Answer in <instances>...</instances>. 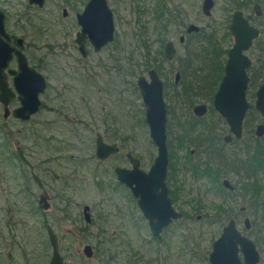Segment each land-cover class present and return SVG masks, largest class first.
I'll return each mask as SVG.
<instances>
[{
	"label": "rangeland",
	"instance_id": "374dc122",
	"mask_svg": "<svg viewBox=\"0 0 264 264\" xmlns=\"http://www.w3.org/2000/svg\"><path fill=\"white\" fill-rule=\"evenodd\" d=\"M12 1L13 6L11 10L9 9L12 16L11 29L19 37L26 38L24 50L31 65L48 78L52 87L50 100H55V93H69L70 98L77 97L76 89L86 88L81 86L86 84L78 80V74L85 72L83 66L86 64L88 67L94 64L97 66L95 71L91 72L93 78L90 82L93 85L124 84L129 88L125 103L118 106L113 95L100 96L97 88L94 93H89L93 101L95 130L87 129L81 132L82 138L76 136L75 130L84 127L78 123L74 115L61 116L49 111L46 119L39 116L34 118L30 127L11 119L7 124H3V108L0 105V127L4 125L8 132L9 129L12 130L15 136L12 144L18 154L27 155L26 150L31 147V138L27 131L34 129L39 133L40 123L45 124L48 157L39 159L36 155L31 159L36 166L42 164L44 171L48 170L47 185L44 184V188L35 186L34 190L37 200L43 194L49 198L51 208L48 211L42 210L41 216L58 236L66 263L164 264L162 261L158 263L157 259H167L169 256L166 264H210L208 257L213 244L221 236L228 222L235 219L239 230L257 245L261 254L260 264H264V191L256 197L250 186L259 178L261 189H264V172H260L257 178L252 173L253 166L243 167L239 164L240 157L238 164H233V157L242 154L247 147L253 149L256 139H259L264 147V137L256 136L257 126L264 124V119L255 109L256 92L260 86L257 70L253 73V82L251 80L247 92L251 109L244 122L243 138L240 141L235 139L237 145H225L223 139L230 134L229 126L213 109L214 95L224 76V66L228 59L227 55L220 56L218 50L220 46L230 50L234 45V38L229 34L232 15L236 11L231 4L232 0H215V8L210 18L205 17L202 12L203 0H167L166 13L169 15L166 17L170 19L165 21L156 19L157 8H160L157 6L159 5L157 0H110L111 6L118 13L117 44L123 45V61L126 60L127 64L124 71L126 82L123 81V84L118 74L104 72L99 66L101 61L111 67L114 65L112 59L108 58L110 51L84 61L72 48H61L66 46L69 40L57 35L62 32L61 28L71 32V25L58 26L55 23L51 26L41 23V19L48 16L46 12H49V9L54 10L60 0L51 3L45 13L30 9L28 0ZM261 5L264 9L263 1ZM244 12L246 15L252 13V6ZM172 21L177 24L169 27L168 24H172ZM190 24L203 28L209 36L214 37L211 47L207 42L202 46L211 49L202 53L201 57L199 55L202 47L198 42L202 37L187 34L186 27ZM254 24L262 29L264 17L255 19ZM40 29L42 33H46L43 41L38 34ZM181 36L186 38L183 44L179 41ZM168 41H173L177 48L175 60L172 62H168L165 56L160 54L164 52ZM263 42L264 40L260 39L248 53V56L257 58L258 63L259 61L261 63L258 76L264 75ZM50 43L53 44L52 49H44ZM46 59V63L50 65L47 69L44 62ZM65 61L71 64L66 67ZM148 62L149 68L146 66ZM16 67L14 62L12 68ZM151 69L157 70L165 82L168 146L181 159L180 166L189 164V161L175 150L177 147L175 137L179 134L176 116L182 115L181 120H184L186 118L183 116L194 115L193 109L196 105L206 104L209 112L202 118V124L208 126L199 131L203 135L211 136L210 131L215 130L221 135V143L225 150L220 148L216 150L212 141L208 142L207 146L204 141L212 136L209 138L199 136V133L195 130L191 132L187 127L192 141V145L188 146L189 150L196 151L194 162L201 164V161L205 160L202 166L209 172L216 173L214 179L217 176H227L235 187L234 195L229 197L217 190L218 185L214 181L206 178L195 179L193 175H188V180L189 176L194 178L197 191L190 200H172L174 209L182 213L184 218L174 221L164 231L165 243H156L148 221L143 217L137 203L131 199L129 191L120 186L114 172L116 167H132L125 159L127 153L138 158L141 161V168L146 172L157 157V149L151 141L150 130L145 122L146 107L139 89L132 88V85L137 86L140 77L145 76L149 79L148 72ZM177 72H181V81L175 85ZM64 75L67 78L63 80ZM63 81L77 87L72 86V89H68L66 85H62ZM186 88L188 89L185 90V96L178 94ZM55 103L57 102L48 105L53 108L52 104ZM205 130L206 132H203ZM18 131L22 133V139ZM96 132L102 133L106 142L117 143L121 148L120 155L99 162L95 155ZM3 141L0 132L2 148L5 147ZM78 147L83 149V156H80L81 149L76 151ZM91 155L95 160L92 161ZM60 156L63 159L56 160L60 159ZM75 157L83 161L89 160V163L86 165L76 163ZM0 167V264H48L52 255L49 237L45 227H40V219L33 217V207L24 197V170L20 173L13 166V172L12 166L9 167L8 164H1ZM34 171L33 177L39 183V175ZM171 171L169 169L168 173ZM55 172L62 174L63 178L71 176L77 183L62 185L61 181L55 183L52 180ZM2 173L13 180L7 181ZM86 205L91 208L90 225L85 222L83 215V208ZM242 208H246V211H241ZM246 218L251 220L250 230L245 229ZM86 245H91L95 250V256L91 260L83 255Z\"/></svg>",
	"mask_w": 264,
	"mask_h": 264
},
{
	"label": "water",
	"instance_id": "95a60500",
	"mask_svg": "<svg viewBox=\"0 0 264 264\" xmlns=\"http://www.w3.org/2000/svg\"><path fill=\"white\" fill-rule=\"evenodd\" d=\"M44 1L30 0V3L42 6ZM213 7V0H204L202 7L204 15L211 16ZM256 11L258 15L261 14L258 6ZM5 19V14L0 10V104L4 108L5 118H8L12 114L9 106L17 98L20 107L13 112V116L28 122L39 112L40 96L47 88V81L43 74L30 66L27 57L21 51L10 45L11 40L6 32ZM80 25L83 27V34L90 36L97 52L114 40L113 13L107 6L106 0H92L85 14L80 18ZM199 30V27L190 25L188 33L199 32ZM230 30L235 37V44L229 51L225 74L213 102L214 110L226 120L230 128L231 134L224 138L226 143H231L234 138L242 139L243 137L244 122L251 107L247 99L250 83L247 72L252 61L245 53L250 50L253 42L260 35V31L251 26L240 11L234 14ZM80 38L79 35L78 43L83 44ZM22 41L19 40L18 43L22 45ZM183 41L184 39L181 42ZM176 52L174 43L167 42L166 59L173 61ZM14 57L17 58L18 67L7 71ZM148 75L149 79L140 77L137 85L146 107L145 121L150 130V138L158 149V156L148 172L141 168V162L138 159L129 156L132 168L118 167L115 169V174L118 181L128 187L134 198L138 200L139 207L145 219L148 220L152 236L158 238L165 228L181 219L182 214L174 209L167 187L168 112L164 98V82L156 70H150ZM9 77H12L13 87L9 83ZM179 80L180 74H177L176 83ZM256 98L255 109L264 118V83L259 87ZM208 112V106L205 104L194 108V113L198 117H204ZM256 136L264 137V124L257 126ZM118 152L117 144H107L100 134L97 136L96 157L99 161H105ZM223 185L233 190L228 180H225ZM43 202H45L44 209L49 210L50 204L45 197ZM242 210L245 211L244 208ZM84 217L87 224L92 223L88 206L84 208ZM244 226L246 230L251 229L249 218L245 219ZM47 233L52 249L49 264H66L60 250L59 238L51 226L47 227ZM83 254L86 259H93L95 251L91 245H86ZM260 261L261 256L256 244L242 234L234 219L230 220L213 245L210 264H260Z\"/></svg>",
	"mask_w": 264,
	"mask_h": 264
},
{
	"label": "flooded vegetation",
	"instance_id": "af4514ba",
	"mask_svg": "<svg viewBox=\"0 0 264 264\" xmlns=\"http://www.w3.org/2000/svg\"><path fill=\"white\" fill-rule=\"evenodd\" d=\"M54 1L55 0H45L43 5L39 6V5H36V4H31L30 0H28V5L30 6V9L38 10V11H41V12L45 13L46 10L48 9L49 5L51 3L54 4ZM91 1L92 0H84L82 2L80 0H60L59 3L57 5H55L54 10L53 9H49V12H46V14L48 16L43 18V20L41 19V23L44 24V25L48 24V25H51V26H53L55 23L58 26L63 25V24L71 25V28H70L71 32H69L66 29L61 28L62 32L59 33L60 35H57L58 37H60L62 39L64 38V39H68L69 40V43H67L66 46L61 47V48H72V50L76 54H79L81 56V58L84 59V61H89V59H91V58H95L98 55H102L103 53L110 51V53L108 54V58L110 57L112 59V61L114 62V65L111 67L108 64H106L105 62L101 61L99 63V66L104 72H113L115 74H118L120 79H121V81H122L121 84H123V81L126 82L125 76H124V74H125L124 71H126L127 64H126V60H125V62L123 61V53H124L123 52L124 51L123 50V45L121 43L118 45L117 44L118 42H117V39H116V34H117V31H118V28H117V21H118L117 15H118V13H116L115 8H113L111 6V4H110L111 1L110 0H106L107 6L109 7V9L113 13V21H114V26H115L114 40H113V42H111V43L107 44L106 46L102 47L101 50L97 52L96 49H95V46L91 42L90 36L83 34V31H82L83 27L80 25V18H81L82 15L85 14V12L88 9L89 4H90ZM166 1L167 0H157V3L159 4L157 6H159L160 8H157L156 19H164V21H165V19H167V20L170 19L169 17H166L167 15H169L168 13H166V10H167V2ZM213 1H214V7H213V9H214L215 8V0H213ZM262 1L264 2V0H234V1H232L233 3H231L233 8L236 10L233 13V15H232L231 24L233 22L234 14L236 12L240 11V12L243 13V17L249 22V24L251 26L257 28L260 31L259 38L256 39L253 42L250 50L245 53L247 56H248V53L250 51H252V49L254 48V45H255L256 42H260V39L264 40V27L262 29H260L259 27H257L254 24V20L255 19H259V18L264 17V9H263V7L261 5ZM203 3H204V0H203ZM12 6H13V1L12 0H0V10L5 14V18H6L5 19V27H6V32L10 36V40H11L10 45L12 47H14L16 50L21 51L27 57L30 66L34 67L33 65H31L30 60L28 58V55L26 54V51L24 50L25 46H26V38L19 37L11 29L10 20H11L12 16L10 14V10H11ZM251 6H252V11L253 12L246 15L244 10L248 9ZM257 6L260 8V12H261L260 15L257 14V11H256V7ZM202 7H203V4H202ZM213 9L211 11V16H212ZM202 12H203V10H202ZM204 16L207 17V18L211 17V16L208 17L206 15H204ZM174 24H177V23L172 21V24H168V26L170 27V26H172ZM231 24H230V27H231ZM190 25H194V24H190ZM190 25H188L186 27V32H187L188 35L194 34L196 36L199 35L200 37H202V39L199 40V42H198V44H200V47L204 46L205 42L208 43V40L214 41V37L213 36H209L208 33L203 28H200L197 25H195V26L199 27V29H200L199 32L188 33V28H189ZM184 26H185V24L183 25V27ZM230 27H229V30H230ZM49 31H50V29H49ZM38 34H39L40 38L43 41V38H44V36H46V33L45 32L42 33V30L40 29V32ZM229 34H230V36L231 35L233 36L231 30H230ZM79 35L81 37L80 39L83 41V44H79L78 43ZM211 35H213V34H211ZM233 38H234V44H235V37L233 36ZM182 39H184L183 42H181ZM19 40H23L22 41V45H20L18 43ZM185 40H186V38L184 36H181L180 39H179L181 44L185 43ZM168 42H173V41H168ZM60 45L61 44H58V46H60ZM263 45H262V47H263ZM47 46L48 47H44V49L47 48L48 50H50V49H52L53 44L50 43V44H47ZM175 48H176V46H175ZM176 50H177V48H176ZM230 50H228L227 57H228V54H229ZM263 50H264V47H263ZM260 52H262V51H260ZM51 53H53V50H52ZM163 53H164V56H165V47H164V52ZM176 54H177V52H176ZM175 57H176V55H175ZM248 57L252 61V65H251L250 69L247 72L248 76L250 78V83H251V80L253 79L254 71L257 70V77L259 78V82H260L259 85L261 86L264 83V75L258 76L259 75V71H260L259 66L261 65V63H260V61L258 63L257 58L255 59V58H252L250 56H248ZM165 58H166V56H165ZM174 60H175V58H174ZM46 61H47V59L44 61L45 64H46L45 67L47 69L50 65H48V63H46ZM227 61H228V59H227ZM14 62H16V65L18 67L17 58L14 57L13 60L10 62L7 71L9 69H14V68H12V64ZM168 62H172V61H168ZM70 64L71 63H68L67 61H65V66L66 67L69 66ZM226 64H227V62H226ZM226 64H225V66H226ZM225 66H224V74H225ZM17 67L15 69H17ZM96 68H97V66L95 64L93 66H90V67H88L87 64L83 66V69H84L85 72L78 74V80L83 81L84 84H86V85H81V86H85L86 88H84V89L83 88H81V89L77 88L76 89L77 90V92H76V96L77 97H73L72 96V98H70V96L68 95L69 93H55V97H54L55 100L54 101L50 100L52 87L50 86L48 78L43 75L45 77L46 81H47V88H46L45 92L40 96L39 112L36 115H34L28 122H23V121H21L19 119H16L13 116V112L17 108L20 107V102L16 98L11 103V105L9 106V109H10L12 114L8 118H5V116H4V108L0 104L2 106V108H3V120H4L3 124H7L8 121L11 119V120H14V121H16V122H18L20 124L28 125L30 127V126L33 125L32 122H33L34 118L39 116V118L46 119L47 118V112L53 111L56 115L60 114L61 116H64V115H66V116L74 115L75 116V118L77 119L78 123H81V125H83V127H84L81 130H77V129L75 130V133H76L77 137L82 138L81 137V135H82L81 132H84L87 129L94 131L95 129L93 128V123L95 124V122H94L95 115H94L93 108H92V106H93L92 97L89 96V93H94V90L97 88L98 89V94L100 96L102 94H104L106 97L110 96V95H113V97L115 98V103L117 104V105L116 104L115 105L118 106V105H122L123 103H125L127 92L129 90L128 86L124 85V84L123 85H108V86L107 85H102V86L101 85H93L90 82V79L93 78V76L91 75V72L95 71ZM151 70H155V69H151ZM87 71H89L88 74L86 73ZM177 74H180V80H179L178 83H176V81H175V85H178L180 83V81H181V72H177ZM142 77H145V76H142ZM66 78H67V76L64 75L63 80L66 79ZM175 79H176V76H175ZM10 80H11V83H12V77H9V83H10ZM252 82H253V80H252ZM11 83H10V85H11ZM250 83H249V86H250ZM62 85H66V87L68 89H72V86L77 87L76 85H68L64 81L62 82ZM11 87H13V83H12ZM259 87H258V89H259ZM132 88L136 89V90L139 89L138 85L137 86L136 85H132ZM187 89L188 88L184 89L182 92H178V94H180L181 96H185V90H187ZM248 90H249V88H248ZM140 94H141V92H140ZM117 97H118V100H117ZM214 97H215V95H214ZM164 98H165V82H164ZM54 102H57V103H55V105L52 104L53 108L50 105H48V103H54ZM165 102H166V100H165ZM213 102H214V99H213ZM199 105H201V104H199ZM208 110H209V108H208ZM167 112H168V108H167ZM193 113H194V109H193ZM145 114H146V112H145ZM181 118H182V115H180L179 117L176 116V126H177V128L179 130V134L175 137L176 138V142H177V147H176L175 150H176V153H177V151H179L180 154H183L182 156H185L184 159L188 160L189 164L180 166L179 162H181V159L178 157L177 154L174 153V151H171V149H169V146H168L169 166H170V168L168 167V172H169V169L172 170L171 173H168V175H167V187H168V190H169V198L171 199V201L172 200L175 201L176 199L190 200V197L193 195V193L197 191V189L195 188L197 184L194 183L195 182L194 178L195 179L206 178V179L211 180L212 182L214 181L218 185L216 187H217V190H219L221 192V194L227 195L229 197H232L234 195V188L235 187L231 184L230 180L227 179V176H217L216 179H214L213 177L216 176V173L215 172L211 173L207 169H205V167L202 166L204 164L205 160H202L201 164L196 163V162L193 161V158H195L196 151L192 150V149L189 150L188 146L192 145V141H191L190 136L188 135L187 127H188V129L191 132L195 130L196 133L200 134L199 136H205L207 138L212 136V138L208 139L207 141H204V144H207V146H208V142L212 141V142H214V147H215L216 150L218 148H220L221 150L224 151L225 150V148H224L225 146L221 143V135L216 133L215 130L210 131L211 132V136H206V135L201 134L199 130L203 129V128L206 129L208 125L207 124L203 125L202 124V121H203L202 118L203 117H198L197 115H195V113H194L193 116H190V117H187L186 115L183 116V118H186L184 120H181ZM40 126H41V130H40L39 133L36 130H34V129H31V130L27 131L29 133L28 134L29 138H31V147L26 150L27 155L26 154H21V153L18 154L19 152L14 148V145L12 144V141L14 140L15 136H14L12 130H10L9 127H8V129H9V132H8L7 129L4 127V125L2 126L3 130L0 127V132L2 134V139L4 140L3 141V145L6 147V148L5 147L2 148V145H0V157H1L0 166H1V164H8L9 167L12 166V169H13V166H14V169L17 168L18 172H20V173L22 172V170H24V173H23L24 174L23 180L25 182L24 197H25V199L28 202H30V205L33 207V211H32L33 212V217L34 216L38 217L40 219V223H41L40 227L41 228L45 227V229L47 231V227L49 225H47L46 219L45 218L43 219L41 214H42V210L48 211V210L44 209L45 202H43V197H45L47 199L48 203H49V198H48V196L46 194H43L37 200V195H36V192L34 190V187L35 186L37 187L39 185L40 188H44V184L47 185V180L46 179L48 178V170L44 171L42 164H40L39 166H36V164L33 163L32 159H31L32 157H34L36 155H37V157L39 159H42L43 157H46V159H47V157H48L47 156L48 139H47V136H46V133H45V128L46 127H45V124H43L42 122L40 123ZM167 127H168V124H167ZM229 130H230V128H229ZM203 132H206V130L203 131ZM21 134L22 133H20L18 131V135L22 139V135ZM99 134L104 139V135L102 133L96 132V134H95L96 135V140H97V136ZM170 134H171V131H170ZM243 135H244V133H243ZM26 139H28V137H26ZM235 139L236 138H234L231 143H226L224 141V139H223V141H224L225 145H235L237 143V142H235ZM240 140L241 139H236V141H240ZM104 141H105V139H104ZM106 143L107 144H117V143H108V142H106ZM219 143L221 144L220 146H219ZM167 145H168V132H167ZM118 147H119V145H118ZM203 148H204V146H203ZM33 149L35 150L34 152H33ZM78 149H81L80 156H83L84 155L83 149L81 147H78L76 149V151H78ZM157 152H158V149H157ZM120 153H121V148L119 147V152L117 154L111 156L110 158H108L105 161H108V160L120 155ZM95 155H96V142H95ZM129 156H132L133 158L138 159L135 156H133L132 154L127 153V155L125 156V159L130 164H131V159L129 158ZM157 156H158V154H157ZM90 158L92 159V161L95 160V157L93 155H91ZM62 159H63L62 156H60V159H56V160H62ZM74 159H75L76 163H80L82 165H86L87 163H89V160L83 161V160H81V159H79L77 157H75ZM96 159H97V157H96ZM105 161H99V162H105ZM47 162H48V160H47ZM180 167H181V169H180ZM116 168H118V167H116ZM120 168H122V167H120ZM131 168H127V169H131ZM0 169H1V167H0ZM14 169H13V172H14ZM33 170H35L34 173L39 175V180H40L39 183L33 177ZM114 172H115V170H114ZM2 175L5 177V179L7 181L13 180V178H7L6 174H4V173H2ZM188 175H193L194 178L189 176V180H188L187 179ZM52 180H54L55 183L58 182V181H61V185L65 184V183L66 184H71L73 182L77 183L75 179H71V176H67V177L63 178L62 174H60L58 172L54 173V176H53ZM225 180H228L230 182V184L233 187V190H229V189L224 187L223 182ZM44 181L46 183H44ZM189 181L190 182L193 181V183H190ZM118 183L120 184V186H124L125 189L127 191H129L128 193H129L131 199H133V201L135 203H137V206H138L139 210L141 211V209L139 207V204H138V200L134 198V196L132 195L130 189L128 187H126L125 185L121 184L119 181H118ZM262 191H264V189H261L260 193ZM86 206H84V208ZM50 208H51V205H50ZM84 208H83V215H84ZM242 209H241V211H243ZM244 209L246 211V208H244ZM90 213H91V208H90ZM141 213L143 215L142 211H141ZM91 217H92V214H91ZM143 217H144V215H143ZM183 218H184V215L182 214V218L181 219H183ZM84 219H85V217H84ZM181 219H179V220H181ZM176 221H178V220H176ZM169 227L165 228L158 238H155V237L152 236L155 239L156 243H161V242L165 243V241H163V234H164V231L166 229H168ZM224 228H223V230H224ZM244 236H246V235H244ZM166 241H168V238L166 239ZM59 243H60V240H59ZM60 250H61V245H60ZM212 251H213V246H212ZM211 253L209 254V257H208L209 263H210V255H211ZM260 256H261V254H260ZM241 258L243 259L242 255H241ZM167 259H169V256L167 257ZM167 259H163V258L160 259L159 258V259H157V262L160 263L162 261V262H164V264H166ZM88 260H91V259H88ZM161 264H163V263H161Z\"/></svg>",
	"mask_w": 264,
	"mask_h": 264
},
{
	"label": "trees",
	"instance_id": "16d2710c",
	"mask_svg": "<svg viewBox=\"0 0 264 264\" xmlns=\"http://www.w3.org/2000/svg\"><path fill=\"white\" fill-rule=\"evenodd\" d=\"M232 1H234V0H232ZM211 42H213V41L208 40V44L207 45H209V47L212 46ZM209 47L208 46L205 47V48L202 47V52L200 53L199 56L201 57L202 53H204L207 50L211 49ZM263 47H264V45H263ZM218 51H220V54H221L220 56H226L227 53H228V49H224L222 46H220V50H218ZM160 54H161V56H163L164 55L163 51L160 52ZM146 66L149 68L150 63L149 62L146 63ZM156 69L158 70L157 67H156ZM238 157H240V159H241L239 161V164H241L243 167L253 166L254 172H252V173L255 174L257 178H258L260 172H264V147L261 145V142H260L259 139L255 140V146H254L253 149L250 148V147H247V149H245L242 154H239V155L236 154L233 157V164L234 165L238 164ZM250 186L252 187V191H254L255 196L259 197L260 196V190L262 188V185H261V183L259 181V178L255 179V181ZM135 256L137 257V255H135ZM129 264H132V263H129Z\"/></svg>",
	"mask_w": 264,
	"mask_h": 264
}]
</instances>
